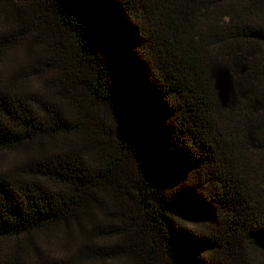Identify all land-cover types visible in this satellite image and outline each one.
<instances>
[{
  "label": "trees",
  "instance_id": "obj_1",
  "mask_svg": "<svg viewBox=\"0 0 264 264\" xmlns=\"http://www.w3.org/2000/svg\"><path fill=\"white\" fill-rule=\"evenodd\" d=\"M0 264H264V0H0Z\"/></svg>",
  "mask_w": 264,
  "mask_h": 264
}]
</instances>
